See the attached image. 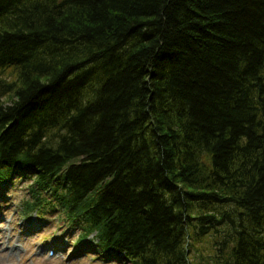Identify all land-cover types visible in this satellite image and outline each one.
<instances>
[{
    "label": "trees",
    "instance_id": "16d2710c",
    "mask_svg": "<svg viewBox=\"0 0 264 264\" xmlns=\"http://www.w3.org/2000/svg\"><path fill=\"white\" fill-rule=\"evenodd\" d=\"M0 180L122 263L264 264V0H0Z\"/></svg>",
    "mask_w": 264,
    "mask_h": 264
},
{
    "label": "rangeland",
    "instance_id": "374dc122",
    "mask_svg": "<svg viewBox=\"0 0 264 264\" xmlns=\"http://www.w3.org/2000/svg\"><path fill=\"white\" fill-rule=\"evenodd\" d=\"M0 183V264H103L81 253L90 240L76 245L56 220L40 221L34 216L25 219L17 214L24 192L16 190L4 195L9 188L4 181ZM50 248L54 251L52 256Z\"/></svg>",
    "mask_w": 264,
    "mask_h": 264
}]
</instances>
